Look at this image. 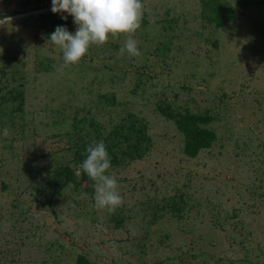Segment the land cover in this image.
I'll return each mask as SVG.
<instances>
[{
    "label": "rangeland",
    "instance_id": "374dc122",
    "mask_svg": "<svg viewBox=\"0 0 264 264\" xmlns=\"http://www.w3.org/2000/svg\"><path fill=\"white\" fill-rule=\"evenodd\" d=\"M49 1L0 0V16L15 11L0 18V54L18 58L4 65L24 76L25 91L24 111L3 129L12 154L0 166V264H58L63 248L87 251L98 264H264V5L221 0L234 18L217 27L202 18V0H142L147 24L133 37L141 55L120 56L126 38L110 36L61 70L62 50L49 39L55 29L37 19L52 12ZM142 69L153 78L134 93ZM0 79L17 83L8 73ZM103 93L120 103L99 100ZM163 93L218 116L211 149L196 158L182 153V135L155 112ZM87 110L106 127L133 111L154 141L144 159L109 170L124 200L112 213L73 187L50 204L31 194L34 179L44 186L45 168L63 152L36 154ZM185 189L191 201L183 219L166 215L148 225L142 202Z\"/></svg>",
    "mask_w": 264,
    "mask_h": 264
},
{
    "label": "trees",
    "instance_id": "16d2710c",
    "mask_svg": "<svg viewBox=\"0 0 264 264\" xmlns=\"http://www.w3.org/2000/svg\"><path fill=\"white\" fill-rule=\"evenodd\" d=\"M39 1L35 0L34 7H39ZM219 1L221 2V0H202L201 16L208 23H214L217 27H222L234 18V12L226 4H217ZM25 2L31 3L32 0H25ZM235 2L237 7L244 9L252 5H264V0H235ZM49 5H52V0L49 1ZM14 12L8 11L0 18L8 17L10 14L13 15ZM66 15L68 14H64V12H48L41 13L37 19H41L45 26L48 22L53 29L57 26H64L71 32L73 30L72 16L68 15L65 20L62 17ZM146 24L147 19L143 14L141 26ZM212 44L217 48L218 40L214 39ZM114 47L120 48L119 43L114 42ZM0 56V59H2L0 73L2 76L7 73L10 74L11 79L17 82L10 86L8 82L4 83L0 79V166H2L12 154L11 152L7 153L9 155L5 154V151L9 149L6 148L10 146L8 144L11 139L9 136L5 137L3 135V129L7 124L14 126V115L24 111L25 91L22 81L24 76L17 75L19 72L17 68L11 67L7 69L8 65H4L8 60H18V58H9L8 56L7 60H4V55L0 54ZM90 58L94 59L95 56L92 55ZM49 66L50 64H47L44 69L49 68ZM142 71L139 72L137 70L136 72L137 77L132 90L134 93L140 90L146 81L153 78L147 70L144 71L142 69ZM98 97L99 100L104 99L110 105H118L120 103L117 101L115 93H103L99 94ZM175 101V97L168 99L163 93V98H160L155 103V112L159 113L164 119L171 121L182 135V153L187 158H196L203 150L211 149L218 140L216 130L210 126L214 121L218 120V116L212 114L210 110L203 112L192 111L189 107L177 105ZM88 114H90L89 110H87L86 115L80 117L75 114L71 123V130L57 132L50 136L47 145H44L40 152L36 154L35 160H39L49 158L53 153L57 155L63 152L50 166L45 168L44 186H40L37 177L34 179L33 184L30 186L34 200L40 201L43 196L46 197L44 202L50 204L53 199L61 196L64 190L69 187H73L76 191L85 193L92 197L91 199H94V181L82 170L83 160L87 156L86 149L94 141L103 140L111 158V167L106 171L107 175L109 170L124 168L136 160L144 159L152 152L154 141L148 132V121L145 117L133 111H128L123 116H120L116 122L112 120L110 127H106L94 115L90 116ZM11 134L10 128L8 135ZM249 193L253 194L254 192L249 190ZM190 199L189 192L185 189L178 190L172 196L164 197L160 200H155L151 197L142 202L144 216L149 217V220H147L148 225L156 224L166 215H171L178 220L183 219L185 212L189 210ZM120 212H122L121 209ZM141 245L144 248V244ZM63 249L61 250L62 258L58 264H98L90 257L87 251L75 248ZM198 255L194 254L192 256L196 258ZM165 262V260H160L151 264H164ZM206 262L207 260L204 259L203 264H207Z\"/></svg>",
    "mask_w": 264,
    "mask_h": 264
},
{
    "label": "clouds",
    "instance_id": "9594fccd",
    "mask_svg": "<svg viewBox=\"0 0 264 264\" xmlns=\"http://www.w3.org/2000/svg\"><path fill=\"white\" fill-rule=\"evenodd\" d=\"M51 11L68 13L77 26L74 33L64 26H57L50 34L51 42L63 53L61 70L78 64L91 46H103L110 36H125L120 56L125 52L133 57L141 55L133 37L143 18L142 0H52ZM62 18L66 20L67 16ZM86 152L82 170L94 181V206L109 213L115 212L124 200L118 191L117 179L106 174L111 167V158L104 141H94Z\"/></svg>",
    "mask_w": 264,
    "mask_h": 264
}]
</instances>
